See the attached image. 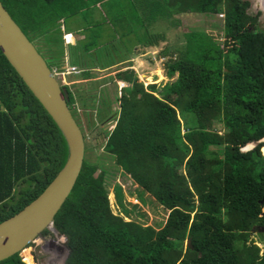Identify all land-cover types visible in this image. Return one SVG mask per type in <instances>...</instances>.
<instances>
[{
    "label": "trees",
    "instance_id": "16d2710c",
    "mask_svg": "<svg viewBox=\"0 0 264 264\" xmlns=\"http://www.w3.org/2000/svg\"><path fill=\"white\" fill-rule=\"evenodd\" d=\"M0 1L48 67L57 71L64 69V51L52 46L61 40L60 28L68 19L87 15L99 3L113 9L107 11L111 26L123 15L121 8L117 11L120 0ZM175 3L196 12L223 11L222 46L204 31L184 32V43L161 51L168 58L164 74L175 77L173 82L154 95L134 76L131 88L115 95L119 110H98L102 128L115 121L103 130V152L122 175L168 210L167 219L155 228L114 214L108 199L111 182L95 177L99 166L84 156L78 178L53 218V227L66 238L64 264H264V245L249 240L253 227L264 225V32L248 14L247 1ZM164 4L128 0L127 17L141 22L144 10L151 19L164 17ZM259 10L264 14L263 7ZM139 30L127 27L133 39L139 37L136 42L157 43L159 34ZM97 37L86 36L77 55H68L69 63L82 70L81 79L95 77L90 71L94 63L86 62L89 51L99 69L130 54L104 56L109 44L97 43ZM156 74L162 79L161 72ZM132 75L130 70L115 77L127 81ZM63 87L74 109L73 93ZM89 149L85 143V153ZM67 154L62 133L0 50V222L43 191ZM113 191L129 216L121 186L114 184ZM187 239L191 247L185 245ZM0 264L25 263L17 253Z\"/></svg>",
    "mask_w": 264,
    "mask_h": 264
},
{
    "label": "rangeland",
    "instance_id": "374dc122",
    "mask_svg": "<svg viewBox=\"0 0 264 264\" xmlns=\"http://www.w3.org/2000/svg\"><path fill=\"white\" fill-rule=\"evenodd\" d=\"M241 1L249 3L247 8L248 14L255 18L256 28L264 32V14L258 9L260 8L258 0ZM164 3L167 15L151 19L148 14L145 15L144 10V13L139 14L141 22H138L131 21V17L129 21L127 17L128 0H120L117 11H121V8L123 15L117 19L116 24L113 26H111V15L107 12L113 11V9L110 10L106 4L99 3L96 6L97 8L93 10L89 8L87 15L81 12L79 15L68 19L66 25L60 28L61 40L58 41L57 46H52V48H61L64 51V69L62 71L53 69V75L59 85L67 86L73 93L75 101L72 104L74 109H71V112L82 131L84 142L90 147L84 156L87 161L99 166L95 177L99 179L108 177L107 179L111 182V186L108 187L110 209L114 214L120 215L125 221L134 220L144 225H152L155 228H159L166 221L168 210L155 203L154 198L148 193L143 192L140 186L129 175H122L111 157L103 152V145L106 140L103 130H110L114 126L115 121L113 120L107 125H103V129L99 123L98 117L100 114L98 110L105 108L115 111L119 110L120 103L115 95L119 97L123 92V88H127L126 90L128 91L132 86L134 76L142 83L143 90L149 91L154 95H157L156 90L173 82L175 77L168 79L163 70L168 58L159 59L157 56L160 57L162 49L170 47L168 45H171L172 42L176 43V45L184 43V32L204 31L222 46L224 41L222 31L223 11L213 14L202 13L193 11L186 3L181 4V8H179V4H176L175 0H164ZM95 21H99L100 25L96 27L95 24L91 29V24ZM128 26L135 27V30L140 29L139 31L146 30V34L148 35L150 33L151 35L167 34V41L163 42V44L159 40L160 42H157L154 47L149 46L148 43L145 45L144 43L140 44L136 42V40H139V37L133 39L132 34L127 32ZM139 31L137 32L138 36ZM95 33L98 36L97 43L100 41L109 44L108 50L103 53L104 56H109L113 53L130 54L128 55V59L124 61L117 62L104 69H99L95 66V63H98L96 55L94 56L93 50L89 51L86 62L94 63V67L90 71L94 73L95 77L81 79L79 76L82 70L78 66L69 63L68 55H77V51L83 41H85L86 36L89 39V35L91 36V34ZM175 39H177L176 42ZM71 66H75L77 70L71 72L69 70ZM130 70L133 71L130 80L124 81L115 77L117 73L123 74ZM156 72H161L162 79ZM151 84H154L156 88ZM216 127L220 132L222 131L219 124ZM116 183L122 188L125 207L131 211L127 217L118 205L115 192L113 191V185ZM48 231V233L41 234L40 237H37L25 249L20 251L19 256L25 264L27 263L24 261V256L27 253L31 257L32 264H64L68 254L66 240L61 241L62 235L51 230ZM259 233L264 232H251L249 240H254L257 245L263 248L264 239L262 238L264 236ZM184 243L186 245V240Z\"/></svg>",
    "mask_w": 264,
    "mask_h": 264
},
{
    "label": "water",
    "instance_id": "95a60500",
    "mask_svg": "<svg viewBox=\"0 0 264 264\" xmlns=\"http://www.w3.org/2000/svg\"><path fill=\"white\" fill-rule=\"evenodd\" d=\"M0 50L24 84L52 118L67 145V158L43 191L21 210L0 222V261L19 254L43 230L57 232L53 218L81 171L85 142L69 107L68 92L59 85L37 51L0 1ZM264 199L260 200V204ZM251 232H264V225ZM66 240V238H65ZM186 244L191 247L190 240Z\"/></svg>",
    "mask_w": 264,
    "mask_h": 264
},
{
    "label": "bare ground",
    "instance_id": "6f19581e",
    "mask_svg": "<svg viewBox=\"0 0 264 264\" xmlns=\"http://www.w3.org/2000/svg\"><path fill=\"white\" fill-rule=\"evenodd\" d=\"M258 5H259V7L260 8H264V0H258ZM260 8H258V9H260ZM123 88V87H122ZM61 241H65V237H63V236H61ZM27 251V250H26ZM25 252V251H24ZM25 262L27 263V264H32L31 263V257H30V255L27 253V254H25Z\"/></svg>",
    "mask_w": 264,
    "mask_h": 264
},
{
    "label": "crops",
    "instance_id": "0c3cea01",
    "mask_svg": "<svg viewBox=\"0 0 264 264\" xmlns=\"http://www.w3.org/2000/svg\"><path fill=\"white\" fill-rule=\"evenodd\" d=\"M160 35V37L158 38V40H157V42H160V41H162V42H160V43H163V42H166L167 40H166V38H168V35L167 34H164V33H162V34H159ZM160 40V41H159ZM144 43V45L146 44L145 42H142V44ZM157 44V43H156ZM155 44V45H156ZM164 44V43H163ZM155 45H151V46H155ZM171 45H174V43L172 42V44ZM150 46V45H149ZM168 46H170V45H168ZM135 47V46H134ZM159 59H161V58H164V59H166L167 57H163L162 55H160V57L159 56H157Z\"/></svg>",
    "mask_w": 264,
    "mask_h": 264
},
{
    "label": "built area",
    "instance_id": "2783aa9c",
    "mask_svg": "<svg viewBox=\"0 0 264 264\" xmlns=\"http://www.w3.org/2000/svg\"><path fill=\"white\" fill-rule=\"evenodd\" d=\"M69 70L71 71V72H74V71H76L77 70V68L75 67V66H71V67H69ZM53 71V70H52ZM57 71V70H56Z\"/></svg>",
    "mask_w": 264,
    "mask_h": 264
}]
</instances>
